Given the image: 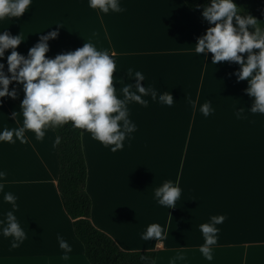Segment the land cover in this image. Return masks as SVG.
<instances>
[{
    "label": "crops",
    "instance_id": "1",
    "mask_svg": "<svg viewBox=\"0 0 264 264\" xmlns=\"http://www.w3.org/2000/svg\"><path fill=\"white\" fill-rule=\"evenodd\" d=\"M119 2L123 11L105 14L90 8L88 0H32L20 17L0 20V32L21 36L16 50L25 56L52 31L58 35L49 39L47 57L76 50L86 41L107 50L116 63L118 97L124 83L136 86L129 68L144 72L141 83L173 95L172 106L150 95L146 105H127L137 127L133 141L125 139L124 145L134 146L133 152L109 150L102 161L104 150H99L96 187L82 129L93 223L125 250H155L156 264H169L177 253L185 257L177 264H264V115L250 111L254 98L245 91L248 81L237 78L239 63L215 65L211 52L195 53L198 37L209 27L184 0ZM11 51L1 58L7 62ZM205 101L214 109L208 116L199 111ZM22 126L21 103L0 97V130ZM25 136L26 143L0 142V170L6 173L0 179V220L6 223V213L13 210L3 199L11 192L17 197L14 214L26 233L13 248V238L0 231V264H91L57 187L54 130L46 129L42 140L30 130ZM166 180L182 189L170 209L154 198ZM213 215L226 219L217 225L218 241L209 261L199 250L204 243L199 226ZM151 223L163 228L158 241L141 238ZM58 236L71 246L67 260Z\"/></svg>",
    "mask_w": 264,
    "mask_h": 264
},
{
    "label": "clouds",
    "instance_id": "2",
    "mask_svg": "<svg viewBox=\"0 0 264 264\" xmlns=\"http://www.w3.org/2000/svg\"><path fill=\"white\" fill-rule=\"evenodd\" d=\"M31 3L32 0H0V20L20 17L30 9ZM88 4L90 8L105 14L110 10H124L119 0H88ZM240 12L241 9L234 0H211L210 4L204 5L202 15L214 26L198 37L195 53L207 55L211 52L212 64L215 65L223 61L239 63L237 78L248 81L249 86L245 91L254 98L250 111L264 115V23L250 14L241 15ZM249 26L255 30L249 31ZM57 35L56 31L42 35L40 41L25 56L16 50L23 41L20 35L0 32V57L5 56V50L12 49L7 55L8 72L11 76L5 74L4 64L0 63V97L17 96L15 89L9 90L12 81L22 83L25 93L21 103L23 126L0 130V142L15 143L19 140L26 143V130L32 131L37 140H42L46 129L71 122L73 128L86 130L92 139L108 147L111 152H116L124 147L126 136L137 127L129 116L127 105L130 102L138 101L146 105L150 95L161 104H174L171 92L160 91L151 83H141L145 77L144 72H133L130 68L127 72L130 78H135L136 86L134 88L131 83H124L121 87L123 96L118 97L113 83V73L117 70L115 60L107 50H98L91 42L86 41L76 50L48 58V41ZM245 52L248 53L246 59L240 55ZM190 103L195 108V101ZM199 111L208 116L214 109L209 101H205ZM13 115L16 117L17 112ZM236 115L240 118L241 112L237 111ZM55 143H59V138ZM5 176L6 173L0 170V179ZM3 189V183H0V192ZM181 194L182 189L178 183L166 180L155 189L154 198L159 205L170 209L176 207ZM3 199L12 204L13 210L18 207L17 197L13 193L5 192ZM13 210L6 213V223L0 220V225H4L0 231L5 237L13 238L11 247L16 248L24 241L26 233ZM225 219V215H213L208 222L199 226L204 237L199 250L209 261L213 259L212 246L218 241L220 229L217 225ZM163 235L162 226L151 223L141 238L145 241H158ZM57 238L60 247L65 250L63 259L67 260L71 246L63 237ZM184 259L183 253H177L169 260V264H177Z\"/></svg>",
    "mask_w": 264,
    "mask_h": 264
},
{
    "label": "trees",
    "instance_id": "3",
    "mask_svg": "<svg viewBox=\"0 0 264 264\" xmlns=\"http://www.w3.org/2000/svg\"><path fill=\"white\" fill-rule=\"evenodd\" d=\"M184 1L208 27L214 26L202 15L204 5L210 4L211 0ZM234 3L241 9V15L250 14L264 23V0H234ZM254 30L252 26H249V31ZM254 51L258 52L259 49ZM247 54L245 52L240 55L246 59ZM0 63L4 64L5 74L11 76L7 62L1 57ZM13 89L17 92L14 99L22 103L25 96L22 83L12 81L9 90ZM51 128L59 138L57 187L63 196L65 210L72 219L74 233L82 243L89 262L91 264H156L155 250H125L113 236L93 223V199L87 189L89 170L83 146L82 129L73 128L71 122Z\"/></svg>",
    "mask_w": 264,
    "mask_h": 264
},
{
    "label": "rangeland",
    "instance_id": "4",
    "mask_svg": "<svg viewBox=\"0 0 264 264\" xmlns=\"http://www.w3.org/2000/svg\"><path fill=\"white\" fill-rule=\"evenodd\" d=\"M58 54L61 53H65L68 51H58ZM57 54V53H56ZM48 58H53V56H49ZM84 133H86L85 136V145H86V151L88 152V160H89V164H90V171H91V179L93 181V184L96 187L97 184V179H98V153L99 150H104V152H102V161L105 158V156L108 154V151L110 150L108 147H105L102 143H100L97 140L92 139L91 134L89 132H87L86 130H84ZM130 140L133 141V136L132 133L128 136H126V141L128 143H130ZM92 142V143H89ZM123 151L126 149V153L128 152H133L134 146H125L122 148ZM104 155V156H103ZM123 161V160H122Z\"/></svg>",
    "mask_w": 264,
    "mask_h": 264
}]
</instances>
